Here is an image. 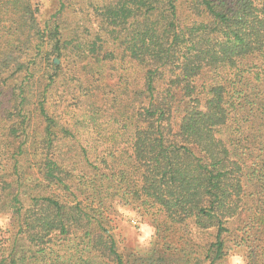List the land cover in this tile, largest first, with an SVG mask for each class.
Segmentation results:
<instances>
[{"label":"trees","instance_id":"trees-1","mask_svg":"<svg viewBox=\"0 0 264 264\" xmlns=\"http://www.w3.org/2000/svg\"><path fill=\"white\" fill-rule=\"evenodd\" d=\"M86 1L105 38L70 49L56 26L55 52L86 60L92 89L115 62L120 84L110 107L92 90L82 116L58 122L47 107L60 69L34 92L38 8L0 0V214L19 224L0 264H218L231 220L264 264V0ZM119 207L154 226L152 254L119 253L108 228ZM192 226L215 241L196 249Z\"/></svg>","mask_w":264,"mask_h":264},{"label":"rangeland","instance_id":"rangeland-1","mask_svg":"<svg viewBox=\"0 0 264 264\" xmlns=\"http://www.w3.org/2000/svg\"><path fill=\"white\" fill-rule=\"evenodd\" d=\"M62 2L67 5V8L59 14ZM33 4L38 8L37 20L43 33L42 40L39 41L42 53L37 58L36 65H32L33 70H35V78H42L34 81L36 82L35 94H42L47 88L46 85L48 83L46 80L50 74L52 76L55 75L54 69L56 66V68L60 69L59 71L62 72V75L58 76L57 84L52 90H49L50 107L48 106L47 108H49L58 122H75L74 119H71V116L75 114L82 116L86 110V102L91 100L95 92H97V96H101V101L105 102V107H110L112 99L108 98V94L120 84L118 74L113 70L116 63L104 62L103 77L94 84L95 87L92 89L89 82V78L92 80V75L89 73L91 67H88L87 61L80 60L79 63L77 61V64L73 65L71 57L69 56L68 58L67 52H64L61 58H58L55 52V39L52 33L56 26L61 27L63 44L70 49L82 41H95L98 36L105 38L99 29L98 18L89 1L33 0ZM105 52L109 51L105 50ZM97 69L98 65L95 63L93 70L97 72ZM68 92H72L73 97L68 95L67 98L62 100L61 97ZM73 98L82 100L83 105L81 108L76 106V103L72 101ZM42 99L41 96L35 100L33 99L28 107L31 122H33L31 134L36 138L41 137L44 130V125L42 124L44 120L39 111V102ZM72 152L74 154V148ZM33 166L34 164L32 166L25 164V171L23 172L26 173L27 178L36 180L37 172ZM0 220L4 221L0 223V253L7 256L13 247L19 224H14L13 220H10V215L0 214ZM241 225L240 221L231 220L229 222L230 234L223 237L225 244L224 258L218 264H230L229 257L231 255L244 257L246 264H254L253 262L257 261L252 258L255 245L249 239L244 238L245 240H243L241 238L242 233L239 231ZM108 228L116 241L117 250L125 258L132 257L131 260L133 261L141 256L152 254V244L155 241L156 234L155 228L147 218L139 216L129 207L117 208L113 223ZM215 234L214 230L201 231L192 226L189 238L195 248L199 249L204 245L213 243ZM51 244L55 245L61 252L72 247V242L65 241L63 238H55ZM29 261L30 259L28 263Z\"/></svg>","mask_w":264,"mask_h":264},{"label":"clouds","instance_id":"clouds-1","mask_svg":"<svg viewBox=\"0 0 264 264\" xmlns=\"http://www.w3.org/2000/svg\"><path fill=\"white\" fill-rule=\"evenodd\" d=\"M4 221L0 220V223H3ZM230 264H246V261L244 257L240 255H231L229 257Z\"/></svg>","mask_w":264,"mask_h":264}]
</instances>
